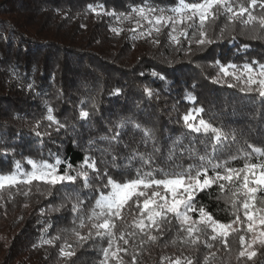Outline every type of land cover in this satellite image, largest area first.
<instances>
[{
    "label": "trees",
    "instance_id": "obj_1",
    "mask_svg": "<svg viewBox=\"0 0 264 264\" xmlns=\"http://www.w3.org/2000/svg\"><path fill=\"white\" fill-rule=\"evenodd\" d=\"M242 2L248 6L247 0ZM177 3L178 0H0V173H11L14 160L30 171L27 158L51 163L58 157L78 169L88 155L96 160L101 172L106 170L114 180L126 182L135 178V169L141 163L130 157L153 153V145L145 144L142 134L129 125L122 131L121 143L102 157L96 149L108 145L99 137L111 136L117 122L132 119L154 131L160 148L154 154V164L166 167L164 161L173 140L184 137V144H188L189 133L180 117L193 107L204 109L201 115L205 120L237 130L239 145L225 151L222 158L236 154L237 147L246 151H251L249 145L264 149V100L257 93L242 91L243 83L231 77L214 82L217 62L264 63V27L258 21L243 25L239 19L229 22L225 14L210 18L205 21L204 38L212 42L203 45L197 43L202 37L199 33L193 35L192 28L187 29V38L180 35L186 25L178 24L177 44L169 38L170 27L162 28L159 35L153 32L141 38L138 33L148 25L137 27V17L125 20L103 14L113 10L117 15L127 14L132 7L143 4L170 8ZM99 5L103 10L97 8ZM89 6L102 14L98 16ZM252 12L264 15L259 4ZM114 27L121 30L119 34L111 31ZM133 28L136 33L131 31ZM229 83L234 86L229 87ZM117 89L119 94H115ZM145 89H150L153 95L149 96ZM189 94L195 97V103L188 98ZM81 107L93 113L91 119L79 118ZM49 108L66 125L65 129L56 132L46 127ZM37 122L40 123L37 131H50L51 135L36 136L33 129ZM195 147L203 153V145L197 143ZM6 148H15V153L6 154L3 151ZM260 159L254 155L251 162ZM180 162L185 167L192 163L186 158ZM229 163L239 168L245 160ZM65 167L61 164V171ZM106 179L102 176L101 181ZM152 190L144 191L150 196ZM108 191V188L99 191L84 188L79 178L74 184L54 187L34 181L32 185L0 189V264H101L102 249L107 247L108 239L93 235L76 247L77 238L70 230L79 224L78 220L73 224V220L81 213L72 211L74 197L67 199L66 194L79 193L82 214L86 217L100 192ZM160 191L164 194L162 188ZM231 193L230 185L223 191L213 185L196 194L197 208L203 206L214 219L231 223L235 219ZM256 197L259 205L264 192L258 191ZM135 199L129 200L122 210L123 219L114 220L113 250L117 246L126 249L118 253L123 264H133V257L135 264H170L165 258L176 257H190L194 264H204L206 256L207 264H264L261 255L264 249L258 245L257 257L252 261L238 258L242 250L239 236L246 232L244 223L233 224L238 231L230 230L226 242L219 235L211 240L208 229V235L197 233L200 240L192 245L184 242L185 233L169 214L170 224H164L161 232L152 229L157 239L149 240L134 227L142 210V204L141 208L136 207ZM191 215L198 219L197 212ZM239 215L241 221L246 219L242 208ZM78 230L87 235L90 228ZM91 231L94 233L95 229ZM120 235L127 244L119 239ZM56 236L60 239L55 246L42 243ZM249 236L250 233L245 235L246 242ZM205 241L212 247H207ZM65 242L75 249L70 259L60 256ZM109 264H117V260L112 259Z\"/></svg>",
    "mask_w": 264,
    "mask_h": 264
},
{
    "label": "snow or ice",
    "instance_id": "obj_2",
    "mask_svg": "<svg viewBox=\"0 0 264 264\" xmlns=\"http://www.w3.org/2000/svg\"><path fill=\"white\" fill-rule=\"evenodd\" d=\"M258 4L261 9H264V0H247L248 6H245L242 0H196V2L178 0V3L170 8L143 4L132 7L127 14L119 13L117 15L114 10L111 12L104 11L103 14L125 20H131L133 16L137 17V27L144 28L145 23L148 25L144 31L138 33L141 38L151 36L153 32L159 35L162 28L170 27L169 38L177 44L180 43L176 34L177 25L185 24L186 26L180 30V35L187 38V29L192 28L194 29L193 35L199 33L202 37L197 40V43L203 45L212 42L210 39L204 38L207 36L204 28L205 21L210 18L215 19L220 14H225L229 22L239 19L241 24L248 25L258 21L259 25L264 27V15L257 16L252 12V9H255ZM89 7L98 16L102 14L101 11H97V8L103 10L102 5L97 6V8ZM111 31L119 34L121 30L114 27ZM131 31L136 33V28L131 29ZM221 35H223V30H221ZM153 42L158 43L159 41L154 40ZM217 66L218 73L214 82H220L223 78L231 77L235 82L243 83L242 91L257 93L264 100V63L253 61L237 65L235 63L220 64L217 62ZM153 75L158 76L159 74L153 73ZM160 78L163 79V77ZM232 86L234 85L229 83V87ZM145 91L149 96L153 95L150 89H145ZM115 94H119V89L115 91ZM188 98L195 103V97L189 94ZM203 112L202 107H193L180 117L189 133L187 136L188 144H184V137L173 140L164 161L166 167L154 164V154L160 152L154 131L142 127L132 119H125L115 124V132L109 128V131L112 132L111 136L99 137L108 146L102 149L97 148L96 151H99L102 157L113 151V146L121 143L122 131L131 125L132 128L142 134L145 144L151 143L153 145V153H137L130 157V159H139L141 162L140 167L135 169L134 179L126 182L114 180L107 175L106 170L101 172L97 167L96 160L88 155L84 157L78 169L58 157L51 163L45 159L27 158L26 162L30 166V171H25L19 160H14V170L11 173H0V189H4L6 186L32 185L34 181L54 187L56 185L74 184L78 178L82 180L84 188H94L96 191H99L100 188H108L107 194L100 192L99 196L95 198L94 205L89 209L86 217L82 214L81 205L83 201L79 193L66 194L67 199L74 197L72 211L81 213L73 220V224H76L77 220L79 224L70 230L77 238L76 247L82 246L93 235L101 238L107 237L108 244L106 248L102 249L101 264H109L112 259H116L117 264H123L118 253L126 252V249L117 246L113 250V246L116 245L114 220L123 219L121 212L133 197H136L134 203L138 209L141 208L142 204L140 219L134 222V227L139 229L149 240L155 241L157 239L155 235H152V229L161 232V227L164 224H170L169 214L178 221L180 231L185 233L184 242L192 245L200 240V235L197 233L208 235V229H211V240H216L219 235L226 242L230 230L238 231V229L233 228V224L244 223L246 232L239 236L242 250L238 252V258L246 257L248 261H252L253 258L257 257L256 246L264 249V197L260 198L259 205L256 197L258 191L264 192V149L249 145L251 151H246L242 147H237L236 154L222 158L225 151L231 149L233 145H239L238 132L236 129L225 128L205 120L201 115ZM92 115L93 113L85 107H81L79 110L80 119L89 120ZM45 119L49 122L46 126L48 129L60 132L66 128L65 124L52 115L51 108L48 109ZM53 126L55 127L53 128ZM39 128L40 123L37 122L33 129L36 136L51 135L50 131L46 133L37 131L36 129ZM90 143H95V141H90ZM197 143L203 145V153H200L195 147ZM180 145L184 146L179 147ZM124 147L127 145L125 144ZM3 151L6 154L9 152L14 154L15 148H6ZM254 155L261 158L259 162H251ZM185 158L192 161L187 167L180 162ZM237 159L245 160L243 167L230 166L229 162ZM114 162L115 156H113V166H115ZM61 164L66 165L63 171L60 169ZM146 168L148 170H145ZM89 169L95 174L94 177H90ZM209 171L212 175H209ZM102 176L107 177L106 182L101 181ZM224 182H227V185L232 188L231 206L235 219L231 223H223L214 219L203 206L197 208V202H195V196L198 192H203L213 185H218L219 189L223 191L227 186ZM161 188L164 190V194L161 193ZM146 189H153L150 196L144 191ZM168 194H170V198ZM141 197L144 198L142 201ZM157 197L158 200L155 199ZM241 208L243 209V216L246 218L244 221H241L239 215ZM193 212L198 213V219L193 218L191 215ZM201 225L204 227H200ZM86 226L90 230L87 235H82L78 229H83ZM91 229H95V232L93 233ZM248 233L251 236L246 242L245 235ZM58 239L60 237L56 236L43 240L42 243L55 246V241ZM119 239L124 240L125 244L128 243L123 235H120ZM204 243L207 247H212L207 241ZM74 255L75 249L71 244L65 242L61 245V258L70 259ZM211 255L214 256L215 253H211ZM261 255L264 256V253ZM165 259H169L170 264H194L190 257ZM207 261L208 257L206 256L204 264H207ZM133 264H135V257H133Z\"/></svg>",
    "mask_w": 264,
    "mask_h": 264
}]
</instances>
